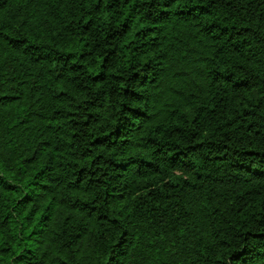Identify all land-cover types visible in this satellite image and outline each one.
Listing matches in <instances>:
<instances>
[{"label": "trees", "instance_id": "16d2710c", "mask_svg": "<svg viewBox=\"0 0 264 264\" xmlns=\"http://www.w3.org/2000/svg\"><path fill=\"white\" fill-rule=\"evenodd\" d=\"M0 264H264V0H0Z\"/></svg>", "mask_w": 264, "mask_h": 264}]
</instances>
